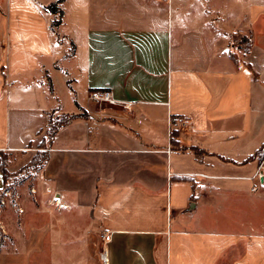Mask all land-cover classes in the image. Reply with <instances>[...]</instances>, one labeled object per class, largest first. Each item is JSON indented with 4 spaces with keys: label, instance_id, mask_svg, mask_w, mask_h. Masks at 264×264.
Returning a JSON list of instances; mask_svg holds the SVG:
<instances>
[{
    "label": "crops",
    "instance_id": "obj_1",
    "mask_svg": "<svg viewBox=\"0 0 264 264\" xmlns=\"http://www.w3.org/2000/svg\"><path fill=\"white\" fill-rule=\"evenodd\" d=\"M55 1L0 0V150L66 205L0 264H264V0Z\"/></svg>",
    "mask_w": 264,
    "mask_h": 264
},
{
    "label": "rangeland",
    "instance_id": "obj_2",
    "mask_svg": "<svg viewBox=\"0 0 264 264\" xmlns=\"http://www.w3.org/2000/svg\"><path fill=\"white\" fill-rule=\"evenodd\" d=\"M6 154L9 174L4 179L0 174V199H4V203L0 202V251L16 249L14 238L10 237L12 232L22 231L26 226L36 224L39 216L38 222L45 220V215L49 213L58 216L64 214V209L56 206L51 200L53 189L47 191L46 185L43 184L38 190L37 171L33 167L24 168V165L13 166L9 170L8 166L14 162L15 155L8 152ZM261 193L264 197V190Z\"/></svg>",
    "mask_w": 264,
    "mask_h": 264
},
{
    "label": "trees",
    "instance_id": "obj_3",
    "mask_svg": "<svg viewBox=\"0 0 264 264\" xmlns=\"http://www.w3.org/2000/svg\"><path fill=\"white\" fill-rule=\"evenodd\" d=\"M59 2H61V0H57L55 2H52L50 4L47 5V9L53 13H57L58 15H61L62 10L61 8L58 6ZM60 19H54L52 21V25H57L59 23ZM238 45L240 47H245L244 43H246V41H244V39L242 37H238ZM50 90L51 88V83H48ZM73 116L72 115H67V114H60V115H56L54 116L53 114L48 115V121L46 124V134L49 140L52 139V137L56 134V132L58 131V129L62 126H64ZM40 148H45V143H42V146H40ZM194 151V153L196 155H199V151L196 148L192 149ZM259 152H262V156H264V150L262 151L261 149L258 150ZM6 152L3 150H0V174L3 176V179L5 176H7L9 173L7 172V165H8V160L5 158ZM46 160V153L44 151H37V153L33 156V158L31 159V161L29 163H27L26 165H24L23 167H33L36 171L40 170V168L42 167V164L44 163V161ZM22 167V168H23Z\"/></svg>",
    "mask_w": 264,
    "mask_h": 264
},
{
    "label": "built area",
    "instance_id": "obj_4",
    "mask_svg": "<svg viewBox=\"0 0 264 264\" xmlns=\"http://www.w3.org/2000/svg\"><path fill=\"white\" fill-rule=\"evenodd\" d=\"M226 52H229V48L225 47L223 49ZM88 99L92 101L96 107L102 108L105 107L107 104H114L116 101L111 98L110 93L108 91H103L101 93H92L88 96ZM124 107L128 110L130 108V103H125ZM172 124L170 123V127ZM169 152V150H167ZM250 180V186L249 190L250 192H257L258 187L264 188V169L262 166V162L259 163V165L256 168V171L247 177ZM46 190L50 191L49 187L46 188ZM51 200L53 203L60 207L64 208L66 205L63 201V198L58 190H53V193L51 194ZM1 203H4V199H0ZM112 233L111 232H103L100 235L101 239V250L99 252V257L102 262V264H108V255H107V248H106V243L111 240Z\"/></svg>",
    "mask_w": 264,
    "mask_h": 264
}]
</instances>
